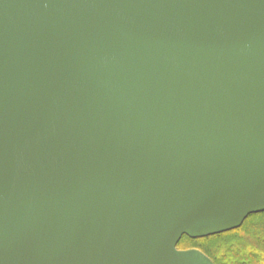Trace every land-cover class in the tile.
I'll return each instance as SVG.
<instances>
[{"label":"water","instance_id":"water-1","mask_svg":"<svg viewBox=\"0 0 264 264\" xmlns=\"http://www.w3.org/2000/svg\"><path fill=\"white\" fill-rule=\"evenodd\" d=\"M264 212V0H0V264H214L179 239Z\"/></svg>","mask_w":264,"mask_h":264},{"label":"trees","instance_id":"trees-1","mask_svg":"<svg viewBox=\"0 0 264 264\" xmlns=\"http://www.w3.org/2000/svg\"><path fill=\"white\" fill-rule=\"evenodd\" d=\"M183 243L202 251L214 264H264V212L250 214L238 228L226 232L202 238L183 235L177 247Z\"/></svg>","mask_w":264,"mask_h":264},{"label":"rangeland","instance_id":"rangeland-1","mask_svg":"<svg viewBox=\"0 0 264 264\" xmlns=\"http://www.w3.org/2000/svg\"><path fill=\"white\" fill-rule=\"evenodd\" d=\"M202 245H204V242H201ZM205 246V245H204ZM181 247V248H180ZM180 247H178L179 249H187V248H193L194 246H192L190 243H183V245H181ZM197 249V248H196ZM199 250V249H198ZM217 256V255H216Z\"/></svg>","mask_w":264,"mask_h":264}]
</instances>
